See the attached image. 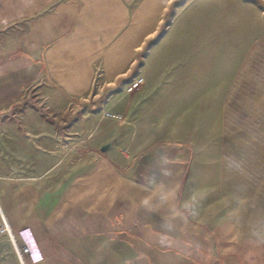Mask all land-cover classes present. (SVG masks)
I'll return each mask as SVG.
<instances>
[{
  "label": "crops",
  "instance_id": "crops-1",
  "mask_svg": "<svg viewBox=\"0 0 264 264\" xmlns=\"http://www.w3.org/2000/svg\"><path fill=\"white\" fill-rule=\"evenodd\" d=\"M172 2L0 0V209L16 245L27 228L37 246L39 259L25 264H237L181 195L188 145L156 143L135 155L88 140L46 165L45 154L37 160L44 123L27 111L18 115L24 132L15 125V104L34 87L54 111L102 93L108 108L166 36Z\"/></svg>",
  "mask_w": 264,
  "mask_h": 264
},
{
  "label": "rangeland",
  "instance_id": "rangeland-1",
  "mask_svg": "<svg viewBox=\"0 0 264 264\" xmlns=\"http://www.w3.org/2000/svg\"><path fill=\"white\" fill-rule=\"evenodd\" d=\"M170 11L138 90L119 85L108 108L102 93V101L54 111L45 107V88L34 87L15 104V125L24 132L18 115L27 111L44 123L37 160L45 154L46 165L88 140L135 155L156 143L188 145L181 195L195 220L237 264H264V0H173ZM21 152L23 160L33 156ZM9 242L0 241V264H25Z\"/></svg>",
  "mask_w": 264,
  "mask_h": 264
},
{
  "label": "built area",
  "instance_id": "built-area-1",
  "mask_svg": "<svg viewBox=\"0 0 264 264\" xmlns=\"http://www.w3.org/2000/svg\"><path fill=\"white\" fill-rule=\"evenodd\" d=\"M143 83V78L141 76H136L135 78L131 79L127 85L125 86L126 93H132L141 86ZM114 117V115H110ZM0 235L7 236V238L11 241L15 253L18 259L21 261L23 257H28L32 262H36L39 259L38 256V249L33 241L30 231L27 228H23L18 232V235L22 241L21 246H17L14 242L10 229L8 227L7 221L0 209ZM21 264H23L21 262Z\"/></svg>",
  "mask_w": 264,
  "mask_h": 264
},
{
  "label": "water",
  "instance_id": "water-1",
  "mask_svg": "<svg viewBox=\"0 0 264 264\" xmlns=\"http://www.w3.org/2000/svg\"><path fill=\"white\" fill-rule=\"evenodd\" d=\"M107 147H108V145H104L103 147H101V151H104V150H106L107 149Z\"/></svg>",
  "mask_w": 264,
  "mask_h": 264
}]
</instances>
